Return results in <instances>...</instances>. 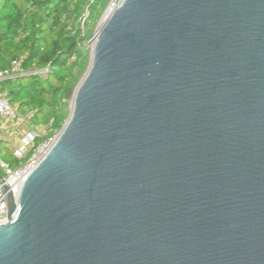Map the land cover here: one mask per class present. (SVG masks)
Here are the masks:
<instances>
[{"label":"water","instance_id":"95a60500","mask_svg":"<svg viewBox=\"0 0 264 264\" xmlns=\"http://www.w3.org/2000/svg\"><path fill=\"white\" fill-rule=\"evenodd\" d=\"M110 5L0 264H264V0Z\"/></svg>","mask_w":264,"mask_h":264},{"label":"trees","instance_id":"16d2710c","mask_svg":"<svg viewBox=\"0 0 264 264\" xmlns=\"http://www.w3.org/2000/svg\"><path fill=\"white\" fill-rule=\"evenodd\" d=\"M110 2L0 0V68L14 59L23 68L18 77L0 82V92L21 112L32 110L35 125L51 128L47 137L66 123L69 102L89 65L84 45Z\"/></svg>","mask_w":264,"mask_h":264},{"label":"built area","instance_id":"2783aa9c","mask_svg":"<svg viewBox=\"0 0 264 264\" xmlns=\"http://www.w3.org/2000/svg\"><path fill=\"white\" fill-rule=\"evenodd\" d=\"M115 1L114 4L111 3L109 9L120 0ZM84 23L85 19L82 21L83 26ZM22 73L21 60L14 59L8 67L0 68V82L16 78ZM32 115V110L21 112L5 93L0 92V169L3 170L0 175L4 179V183L0 179V223L8 219L7 192L4 189V184L9 185L17 196L23 181L52 148L61 133L59 130L53 136L47 137L51 128L35 125ZM38 139H40V143L36 144ZM5 142L9 143L14 158L22 161L20 164L13 167L3 159Z\"/></svg>","mask_w":264,"mask_h":264},{"label":"rangeland","instance_id":"374dc122","mask_svg":"<svg viewBox=\"0 0 264 264\" xmlns=\"http://www.w3.org/2000/svg\"><path fill=\"white\" fill-rule=\"evenodd\" d=\"M117 1H118V0H116L115 2H117ZM109 5H110V3H109ZM109 5H108V6H109ZM108 6H107V8H108ZM107 8H106V9H107ZM106 9H105V10H106ZM105 10L103 11L102 15L104 14ZM102 15H101V17H102ZM101 17L99 18V20H98V22H97V25L95 26L94 33H95V31H96V29H97L99 23H100ZM93 35H94V34H93ZM93 35H92L91 38H89V39L87 40V42H86L85 45H84L85 48H87V49H88V52H89V61H90V55H91L92 45H93ZM85 72H86V71H85ZM0 90H1V86H0ZM71 106H72V101L70 100V102H69V115H70V112H71ZM69 115H68V117H69ZM67 119H68V118H67ZM3 159H4L6 162H9L10 164H12L13 167L16 166L17 164H20V163L22 162V161H19V160H17V159L14 158V156H13V154H12V151H11V149H10V145H9V143H7V142H5V143H4V146H3ZM0 172L3 173V170L0 169Z\"/></svg>","mask_w":264,"mask_h":264},{"label":"bare ground","instance_id":"6f19581e","mask_svg":"<svg viewBox=\"0 0 264 264\" xmlns=\"http://www.w3.org/2000/svg\"><path fill=\"white\" fill-rule=\"evenodd\" d=\"M110 10V9H109Z\"/></svg>","mask_w":264,"mask_h":264}]
</instances>
